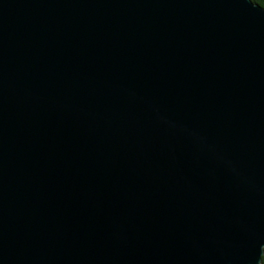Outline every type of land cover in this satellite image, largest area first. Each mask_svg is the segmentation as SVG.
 <instances>
[{
  "label": "water",
  "instance_id": "obj_1",
  "mask_svg": "<svg viewBox=\"0 0 264 264\" xmlns=\"http://www.w3.org/2000/svg\"><path fill=\"white\" fill-rule=\"evenodd\" d=\"M264 7L0 0V264H262Z\"/></svg>",
  "mask_w": 264,
  "mask_h": 264
},
{
  "label": "trees",
  "instance_id": "obj_2",
  "mask_svg": "<svg viewBox=\"0 0 264 264\" xmlns=\"http://www.w3.org/2000/svg\"><path fill=\"white\" fill-rule=\"evenodd\" d=\"M252 1L259 3L264 7V0H252ZM261 259H262V264H264V254L262 255Z\"/></svg>",
  "mask_w": 264,
  "mask_h": 264
}]
</instances>
